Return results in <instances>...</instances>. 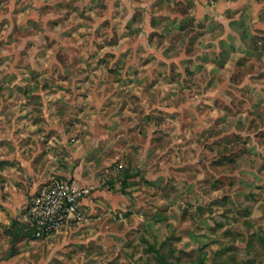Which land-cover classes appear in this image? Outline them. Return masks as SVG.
<instances>
[{
	"label": "rangeland",
	"instance_id": "obj_1",
	"mask_svg": "<svg viewBox=\"0 0 264 264\" xmlns=\"http://www.w3.org/2000/svg\"><path fill=\"white\" fill-rule=\"evenodd\" d=\"M15 142L40 177L0 185V264H264V0H0ZM56 181L75 211L37 236Z\"/></svg>",
	"mask_w": 264,
	"mask_h": 264
},
{
	"label": "built area",
	"instance_id": "obj_2",
	"mask_svg": "<svg viewBox=\"0 0 264 264\" xmlns=\"http://www.w3.org/2000/svg\"><path fill=\"white\" fill-rule=\"evenodd\" d=\"M75 188L62 181H56L49 188H43L29 211V223L36 235L50 234L75 211Z\"/></svg>",
	"mask_w": 264,
	"mask_h": 264
},
{
	"label": "crops",
	"instance_id": "obj_3",
	"mask_svg": "<svg viewBox=\"0 0 264 264\" xmlns=\"http://www.w3.org/2000/svg\"><path fill=\"white\" fill-rule=\"evenodd\" d=\"M15 145L16 154L0 155V185L3 187L2 195L8 197V201L3 203L9 207L25 205V189L27 188L29 198L38 190L40 177L33 156L26 158L24 150L20 151L19 144L15 142Z\"/></svg>",
	"mask_w": 264,
	"mask_h": 264
},
{
	"label": "trees",
	"instance_id": "obj_4",
	"mask_svg": "<svg viewBox=\"0 0 264 264\" xmlns=\"http://www.w3.org/2000/svg\"><path fill=\"white\" fill-rule=\"evenodd\" d=\"M166 262H165V259H163V264H165Z\"/></svg>",
	"mask_w": 264,
	"mask_h": 264
}]
</instances>
